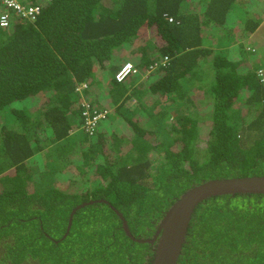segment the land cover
Segmentation results:
<instances>
[{
    "label": "trees",
    "instance_id": "trees-1",
    "mask_svg": "<svg viewBox=\"0 0 264 264\" xmlns=\"http://www.w3.org/2000/svg\"><path fill=\"white\" fill-rule=\"evenodd\" d=\"M34 2L0 26V264H150L114 208L149 238L188 188L264 175L262 0ZM176 264H264V193L200 202Z\"/></svg>",
    "mask_w": 264,
    "mask_h": 264
},
{
    "label": "water",
    "instance_id": "water-1",
    "mask_svg": "<svg viewBox=\"0 0 264 264\" xmlns=\"http://www.w3.org/2000/svg\"><path fill=\"white\" fill-rule=\"evenodd\" d=\"M234 193H264V175L213 178L188 188L163 212L152 238L134 236L123 215L115 208L114 210L122 221L124 232L133 241L155 244L150 264H176L195 207L210 196ZM95 201L101 199L77 204L72 208L70 215L72 216L80 206ZM70 225L71 217L65 233L68 232Z\"/></svg>",
    "mask_w": 264,
    "mask_h": 264
},
{
    "label": "built area",
    "instance_id": "built-area-1",
    "mask_svg": "<svg viewBox=\"0 0 264 264\" xmlns=\"http://www.w3.org/2000/svg\"><path fill=\"white\" fill-rule=\"evenodd\" d=\"M11 12L23 18L34 20L40 13V4L34 2V0H0V26L5 27L8 25ZM133 70L132 62L126 61L118 69L116 78L121 80ZM82 86H85V84ZM76 89L80 90L81 86L79 85ZM83 114L87 116L86 111H84ZM96 118L97 115H94L92 118H85L87 129L90 130L93 127Z\"/></svg>",
    "mask_w": 264,
    "mask_h": 264
},
{
    "label": "rangeland",
    "instance_id": "rangeland-1",
    "mask_svg": "<svg viewBox=\"0 0 264 264\" xmlns=\"http://www.w3.org/2000/svg\"><path fill=\"white\" fill-rule=\"evenodd\" d=\"M264 2V0H262ZM150 34L147 35V37L149 36ZM143 37H145V35H142ZM142 37V38H143ZM144 39V38H143ZM243 39V38H242ZM241 39V40H242ZM248 40H249V45L247 46V50L250 49L251 51H255L257 52L258 49H259V52L257 55L259 58L262 57L264 55V19L263 21H261L257 27L254 29V31H252L249 36H248ZM231 50H229V55H231V58H235L236 55H235V50H234V47L231 46L230 47ZM127 58L131 57L129 55H125ZM243 64L245 66H249V61L247 60H244L243 61ZM257 74L259 76H262V79H264V66L263 67H260L259 69H257ZM36 162H37V165H38V168L39 169H42L43 168V163L41 161V157L39 155H36L33 157ZM57 186H59L60 188H66V186L62 183H56ZM27 187V185H26Z\"/></svg>",
    "mask_w": 264,
    "mask_h": 264
},
{
    "label": "clouds",
    "instance_id": "clouds-1",
    "mask_svg": "<svg viewBox=\"0 0 264 264\" xmlns=\"http://www.w3.org/2000/svg\"><path fill=\"white\" fill-rule=\"evenodd\" d=\"M14 13H10V18H9V23H8V25L10 24V21H11V17H12V15H13ZM20 19H22V20H27V21H31V22H33V21H35V19L34 20H29V19H27V18H20ZM7 25V26H8ZM6 27V26H5ZM124 64V63H123ZM160 220V219H159ZM158 220V221H159ZM149 238H152V237H149ZM151 244H153V243H151ZM30 260H32V261H27L26 262V264H45V263H41V262H38L39 260L38 259H36V258H34V259H30Z\"/></svg>",
    "mask_w": 264,
    "mask_h": 264
},
{
    "label": "flooded vegetation",
    "instance_id": "flooded-vegetation-1",
    "mask_svg": "<svg viewBox=\"0 0 264 264\" xmlns=\"http://www.w3.org/2000/svg\"><path fill=\"white\" fill-rule=\"evenodd\" d=\"M154 235V232L150 235V237H152ZM154 245V244H153ZM152 249H153V247H152ZM24 264H26V263H24Z\"/></svg>",
    "mask_w": 264,
    "mask_h": 264
}]
</instances>
